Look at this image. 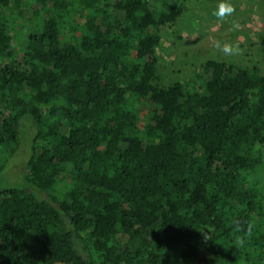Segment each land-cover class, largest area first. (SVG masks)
<instances>
[{"label": "trees", "instance_id": "1", "mask_svg": "<svg viewBox=\"0 0 264 264\" xmlns=\"http://www.w3.org/2000/svg\"><path fill=\"white\" fill-rule=\"evenodd\" d=\"M177 3L0 0V150L31 117L44 195L0 188V264H264V73L156 85Z\"/></svg>", "mask_w": 264, "mask_h": 264}, {"label": "rangeland", "instance_id": "2", "mask_svg": "<svg viewBox=\"0 0 264 264\" xmlns=\"http://www.w3.org/2000/svg\"><path fill=\"white\" fill-rule=\"evenodd\" d=\"M177 2L182 7V13L176 26L161 33L158 72L154 80L156 85L168 86L177 81L192 83L197 68L209 59L226 60L244 67L258 66L264 73V0H229L237 11L226 21H219L212 15L219 0ZM7 18L10 20L11 14H7ZM233 21H238L241 26L237 32L229 30ZM19 27L16 24L12 28L18 37H22ZM215 40L239 42L243 54L226 57L214 48ZM18 42L24 45V41ZM36 132L37 127L31 117L24 116L20 122L19 142L0 150V165H3L0 188L24 187L36 195H43L30 183L27 171ZM262 168L250 174V185L264 193V173L258 172ZM200 261L203 263L204 258L200 257Z\"/></svg>", "mask_w": 264, "mask_h": 264}, {"label": "clouds", "instance_id": "3", "mask_svg": "<svg viewBox=\"0 0 264 264\" xmlns=\"http://www.w3.org/2000/svg\"><path fill=\"white\" fill-rule=\"evenodd\" d=\"M237 9L236 6L229 2V0H219V3L215 10L213 11L212 15L215 16L219 21H226L229 17H233L236 13ZM240 24L238 21H233L231 24V28L229 29L232 32H237L240 30ZM213 46L215 49L219 50L223 53L226 57H236L243 54V49L240 47V43H231V42H221L220 40H215L213 42ZM249 235L250 230L253 225L249 224ZM237 230H241L240 225H236ZM204 238L207 240L209 239V234L206 232H201ZM245 243L244 238H238L236 244L238 246H243Z\"/></svg>", "mask_w": 264, "mask_h": 264}, {"label": "water", "instance_id": "4", "mask_svg": "<svg viewBox=\"0 0 264 264\" xmlns=\"http://www.w3.org/2000/svg\"><path fill=\"white\" fill-rule=\"evenodd\" d=\"M200 263H202L201 261H199Z\"/></svg>", "mask_w": 264, "mask_h": 264}]
</instances>
